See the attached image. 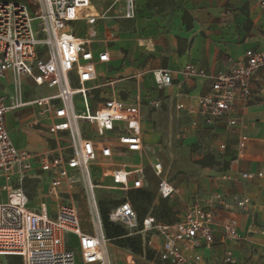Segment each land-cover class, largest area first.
Instances as JSON below:
<instances>
[{
  "label": "built area",
  "instance_id": "2783aa9c",
  "mask_svg": "<svg viewBox=\"0 0 264 264\" xmlns=\"http://www.w3.org/2000/svg\"><path fill=\"white\" fill-rule=\"evenodd\" d=\"M261 6L264 11V0ZM136 17L135 0L0 2V81L10 86L0 92V257H20L23 264H113L97 192L108 189L126 199L110 212V221L130 236L141 234L153 262L202 264L199 250L214 244L215 208L251 204L249 199L228 204L221 192L207 198L195 194L175 223L148 216L141 228L127 195L149 187L146 167L135 163L145 153L146 104L139 95L124 100L118 92L123 80L99 72L111 61L109 48L116 40L115 33L105 34L106 22ZM181 73L188 79L205 76L210 89L195 103L179 102L176 118L191 133L239 131L235 160L242 159L250 142L241 131L244 111L264 94V51L247 50L227 72L207 74L189 63ZM151 74L159 90L174 84L167 69ZM130 80L140 88L142 74ZM38 89L46 94L35 97ZM147 105L159 108L161 102ZM13 128L31 141L16 145ZM226 148L220 145L221 151ZM153 170L158 198L177 197L179 190L164 175L163 164H154ZM31 181L37 182L38 196L25 191ZM79 187L91 232L84 230L75 200ZM222 232L230 240L241 238L235 220ZM226 263L236 264L231 253Z\"/></svg>",
  "mask_w": 264,
  "mask_h": 264
},
{
  "label": "crops",
  "instance_id": "0c3cea01",
  "mask_svg": "<svg viewBox=\"0 0 264 264\" xmlns=\"http://www.w3.org/2000/svg\"><path fill=\"white\" fill-rule=\"evenodd\" d=\"M109 22L105 34L115 33L116 40L109 48L111 61L99 67L100 75L122 79L119 95L124 100L139 95L146 104L142 108L145 153L135 157V163L144 164L148 172L147 147L156 135L163 134L168 120L187 140H192L190 146L206 148L196 162L212 154L221 163H228L227 169L203 168L196 163L202 177L187 188L183 187L186 181L176 182L179 194L169 204L177 213V221L195 194L207 198L221 192L228 204L249 199L251 204L246 208H215L214 244L202 247L199 254L204 259L202 264H227L228 253L236 259V264H264V94L244 111L245 125L241 131L249 135L250 142L240 160H235L239 131L226 133L217 129L191 133L176 118L179 102L195 103L210 89L205 76L188 79L181 73L187 64H194L207 74H217L229 71L247 50L264 51L261 0H139L136 19L125 20L123 26L112 19ZM159 69L173 73L172 86L160 90L156 87L151 72ZM137 73L142 74L140 88L130 80ZM149 101H159L161 107L151 108L147 105ZM146 115L152 120L147 121ZM11 120L18 119L11 117ZM12 137L18 146L31 141L15 128ZM221 144L226 145L225 151L220 150ZM244 173L254 176L243 180ZM36 187L37 182H28L25 191L38 196ZM230 220L238 224L239 240L227 239L222 232V226Z\"/></svg>",
  "mask_w": 264,
  "mask_h": 264
},
{
  "label": "rangeland",
  "instance_id": "374dc122",
  "mask_svg": "<svg viewBox=\"0 0 264 264\" xmlns=\"http://www.w3.org/2000/svg\"><path fill=\"white\" fill-rule=\"evenodd\" d=\"M135 1L139 4V0ZM118 9H120V6L117 7L115 11ZM113 13L114 12L111 14ZM124 21V19H116V22L121 26L125 24ZM106 25L110 26L111 23L107 21ZM0 83L2 87L10 88L7 81L2 80ZM44 94L46 93H44L43 90L38 89L34 91L35 97ZM146 118L147 121L152 120L150 115H146ZM191 141L192 140L189 141L185 138V134L182 133L178 127L171 126V122L168 120L163 130V134L156 135V139L149 143L146 150V163L148 164L147 175L149 181V187L146 189H148L149 192L156 195L158 189L159 179L152 168L153 165L158 162L163 164L164 175L175 185L176 182L186 181L183 187L187 188L193 181L198 182L199 178L202 177V174L199 172V168L196 167V160L198 155H202L203 151H206V148L195 145L190 146L189 143H191ZM97 192L99 200L108 203L122 197L118 191L114 190L101 189ZM75 200L80 211L83 228L85 231L91 232V216L82 187L79 189V196H77ZM139 235L143 239L141 234L133 236ZM109 251L113 264H159L158 261H149L144 256L133 255L129 250L121 249L113 244V242H111ZM0 264H8V258L0 257Z\"/></svg>",
  "mask_w": 264,
  "mask_h": 264
},
{
  "label": "trees",
  "instance_id": "16d2710c",
  "mask_svg": "<svg viewBox=\"0 0 264 264\" xmlns=\"http://www.w3.org/2000/svg\"><path fill=\"white\" fill-rule=\"evenodd\" d=\"M23 0H0L1 3L20 2ZM197 164L203 168L227 169L228 163H221L217 158L208 154ZM126 199H116L110 203L99 200L100 211L104 223L105 233L107 238L121 249L129 250L133 255L144 256L149 261H154V253L144 247L143 239L139 236H130L125 228L120 225L114 224L109 219L110 212L122 204ZM127 200L132 204L137 213L140 226L142 228L143 221L151 216L156 221L173 224L176 222V212L170 206L169 200L158 198L157 195L152 194L148 189L132 190L129 191ZM8 264H23L20 257H7Z\"/></svg>",
  "mask_w": 264,
  "mask_h": 264
}]
</instances>
